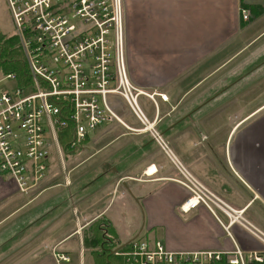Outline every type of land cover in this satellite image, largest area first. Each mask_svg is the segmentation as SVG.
Here are the masks:
<instances>
[{
    "label": "crops",
    "instance_id": "crops-1",
    "mask_svg": "<svg viewBox=\"0 0 264 264\" xmlns=\"http://www.w3.org/2000/svg\"><path fill=\"white\" fill-rule=\"evenodd\" d=\"M121 2L128 79L153 95V102L139 98L142 110L201 184L231 202L240 194L245 203L239 209L264 231V91L257 90L264 74L244 79L264 64V0ZM241 10L249 12L246 21ZM109 101L120 114L126 110L128 128H139L122 100ZM84 142L90 147L69 155L96 146L90 157L68 171L65 161L59 164L62 178L50 161L46 180L25 195L0 176V264H57L54 252L69 258L60 264H77V250L79 264H94V225L112 258L136 237L171 252L232 249L205 208L181 213L188 193L173 181L175 169L148 134L110 124ZM230 233L244 251L261 248L238 226Z\"/></svg>",
    "mask_w": 264,
    "mask_h": 264
},
{
    "label": "built area",
    "instance_id": "built-area-1",
    "mask_svg": "<svg viewBox=\"0 0 264 264\" xmlns=\"http://www.w3.org/2000/svg\"><path fill=\"white\" fill-rule=\"evenodd\" d=\"M3 1L12 28L7 38L16 40L24 74H4L0 66V176L25 195L46 180L51 150L60 154L59 133L71 131V149L100 126L116 123L130 129L111 106L113 96L138 119L140 128L131 130L148 134L175 169L173 181L188 193L181 213L205 208L233 247L171 252L157 240L136 237L112 255L124 264H264V234L244 218L243 209L233 208L194 178L142 113L139 97L153 102V95L128 79L121 0ZM240 15L243 21L249 18L246 10ZM232 226L244 229L261 248L240 249L229 232ZM53 257L57 264L69 262L55 252Z\"/></svg>",
    "mask_w": 264,
    "mask_h": 264
},
{
    "label": "rangeland",
    "instance_id": "rangeland-1",
    "mask_svg": "<svg viewBox=\"0 0 264 264\" xmlns=\"http://www.w3.org/2000/svg\"><path fill=\"white\" fill-rule=\"evenodd\" d=\"M123 11V10H122ZM248 12V11H247ZM249 13V12H248ZM0 33L1 34H4V35H6L5 37H7V36H10V34L12 33V28H11V23H10V18H9V15H8V12H7V9H6V6H5V3H4V1L3 0H0ZM5 40V39H4ZM15 47H16V42H15ZM16 49H17V47H16ZM21 56V55H20ZM264 74V64H262L258 69H256L255 71H252L251 73H249L247 76H246V78H244L245 79V81H249V82H251V81H255V80H257V77H259V76H261V75H263ZM243 79V80H244ZM245 83V82H244ZM9 85V84H8ZM137 88V87H136ZM141 90V89H140ZM257 90H259L260 91V93L261 92H263L264 91V82H262L261 84H260V88L259 89H257ZM141 97V96H140ZM139 97V98H140ZM146 98V97H145ZM260 99V102H259V104L261 103V100L263 99V98H259ZM139 100V99H138ZM123 102V101H122ZM124 103V102H123ZM125 104V103H124ZM138 104H139V102H138ZM140 106V105H139ZM124 107H126L127 108V110L129 111V113L131 114V116H133L136 120H137V122H138V119L136 118V116L134 115V113L131 111V110H129V108L126 106V105H124ZM140 109H141V111H142V113L144 114V116L146 117V119L149 121V122H152L151 121V119H150V115L149 114H145V112L142 110V108H141V106H140ZM123 110H125L124 108H123ZM114 111H115V113L120 117V119L122 120V117H123V115H125L126 113V110H125V112L123 113L122 112V114H120V111H122V110H115L114 109ZM123 121V120H122ZM124 122V121H123ZM113 124H116V123H113ZM118 125V124H117ZM120 126V125H119ZM122 127V126H121ZM138 128V127H137ZM139 128H140V125H139ZM125 129V128H124ZM125 130H127V132H130V133H133V134H139V133H134L132 130H131V128L130 129H125ZM84 142V141H83ZM85 144L83 145V146H81L83 143H81V145L80 146H76V147H72L71 149H72V152L74 153L75 151H77L80 147H86V146H88V147H90V145H91V143H86V142H84ZM61 144H63V142L61 143V137H60V141H59V145H60V154H58L57 153V151L56 150H54V149H52L51 150V156H50V161H51V163L53 164V165H55L54 167L56 168V169H58V170H55L54 172H52V173H55L56 174V176H58V178H62V175H61V169H60V165L59 164H61V163H63L64 161H65V163H66V165H65V167H66V170L68 171L70 168H72V166H74V165H76L77 163H79L80 161H82L83 159H85L86 157H90L91 156V154H92V152H94L93 150H95L96 149V146H94L92 149H90L87 153H81V152H79V153H75V154H72V156L71 155H69V152H70V150L69 149H66V148H64V147H62L61 146ZM169 146V145H168ZM171 150V149H170ZM61 155V156H60ZM174 155V154H173ZM177 159V158H176ZM60 160H61V163H60ZM178 160V159H177ZM179 161V160H178ZM180 162V161H179ZM184 166V165H183ZM184 168L191 174V172L184 166ZM82 169H84V167L83 168H77L76 170H75V174L76 175H78L80 172H81V170ZM90 169V168H89ZM88 169V170H89ZM87 170V171H88ZM90 171V170H89ZM192 175V174H191ZM193 176V175H192ZM194 178H196L195 176H193ZM197 179V178H196ZM198 180V179H197ZM54 181V180H53ZM199 181V180H198ZM52 183V182H51ZM48 184H46L45 186H47ZM59 185V182H56V183H53L51 186H49L50 188H55L56 186H58ZM207 190H209L204 184H202ZM210 191V190H209ZM211 192V191H210ZM239 197V198H238ZM238 197L235 199V201H233V202H231V201H229V200H227V199H225L224 197V201L227 203V204H229L230 206H232L233 208H235V209H239V208H241L242 206H243V204L245 203V200H244V198H242V196L239 194L238 195ZM12 209H13V207L11 206V207H9L8 208V211H6L5 212V214L4 215H6L7 216V218L5 219L6 221H9L11 218V212H12ZM3 215V216H4ZM244 218L246 219V217H245V215H244ZM1 220V219H0ZM247 221H249L248 219H246ZM222 221H223V223L224 224H226V222H227V220L225 219V218H222ZM1 222V221H0ZM250 222V221H249ZM6 224H7V222H5ZM9 223V222H8ZM251 223V222H250ZM6 224H4V225H6ZM253 226H255L260 232H262L263 234H264V231H262L258 226H256L255 224H253V223H251ZM242 229V228H241ZM242 230H244V229H242ZM245 231V230H244ZM230 232V231H229ZM246 232V231H245ZM247 233V232H246ZM231 234V233H230ZM248 234V233H247ZM229 237V236H228ZM232 237V236H231ZM230 238V237H229ZM125 247H127V246H125ZM240 248V247H239ZM124 249V248H123ZM122 250V249H121ZM94 251V253H97L96 255H98V250H93ZM79 250H77L76 252H75V256L73 257V261L74 260H76V262H77V264H79ZM83 255H85L84 257H85V261H87V255H86V253L83 251V253H82V256ZM111 262H112V264H123V262H122V259L121 258H115V257H113L111 260H110ZM1 264H4V263H1ZM82 264H86L85 262L84 263H82Z\"/></svg>",
    "mask_w": 264,
    "mask_h": 264
},
{
    "label": "trees",
    "instance_id": "trees-1",
    "mask_svg": "<svg viewBox=\"0 0 264 264\" xmlns=\"http://www.w3.org/2000/svg\"><path fill=\"white\" fill-rule=\"evenodd\" d=\"M6 35L0 33V66L2 68V73H17L19 76L24 74L23 71V64H22V57L20 56V52L15 47L16 40L14 38L5 37ZM5 39V40H4ZM61 137V144L62 147L69 149L70 143L72 141V135L70 130L63 131L59 133L58 140L60 141ZM91 238L93 241L92 247V256L94 259V264H111L112 262L109 260L112 257L110 256V246H105L104 241L102 240V232L100 231L98 225H94L91 231ZM103 241V242H102ZM93 250H98L97 253H94ZM123 262V261H122ZM124 264V263H123Z\"/></svg>",
    "mask_w": 264,
    "mask_h": 264
},
{
    "label": "bare ground",
    "instance_id": "bare-ground-1",
    "mask_svg": "<svg viewBox=\"0 0 264 264\" xmlns=\"http://www.w3.org/2000/svg\"><path fill=\"white\" fill-rule=\"evenodd\" d=\"M150 172V171H149Z\"/></svg>",
    "mask_w": 264,
    "mask_h": 264
}]
</instances>
